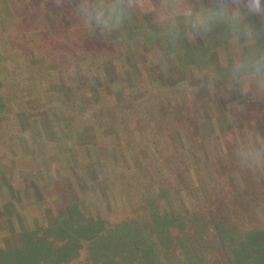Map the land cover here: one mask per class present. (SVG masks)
<instances>
[{
    "label": "rangeland",
    "instance_id": "1",
    "mask_svg": "<svg viewBox=\"0 0 264 264\" xmlns=\"http://www.w3.org/2000/svg\"><path fill=\"white\" fill-rule=\"evenodd\" d=\"M69 3L0 0V264H122V256L138 264L130 248L118 255L109 244L129 238L137 248L155 223L167 225L162 250L176 255L169 264L186 258L193 234L224 264L227 255L230 264L264 262V163L245 167L236 156L246 128L264 147V98L242 93L221 72L240 51L208 46L227 48L218 28L208 42L182 41L179 63L163 68L118 46L116 34L88 35ZM246 22L261 30L256 46L264 47V21ZM138 24L154 27L152 15L133 17L130 38ZM113 108L123 114L121 139L94 138L91 126L104 112L109 122ZM103 126L102 136L115 133L114 124ZM85 174L101 187L79 182ZM91 217L103 222L83 233L97 235L89 245L77 227ZM134 219L141 232L124 227ZM106 228L112 232L101 236ZM69 238L78 250L49 256L28 245L37 239L57 249ZM207 253L193 263L214 261Z\"/></svg>",
    "mask_w": 264,
    "mask_h": 264
},
{
    "label": "clouds",
    "instance_id": "2",
    "mask_svg": "<svg viewBox=\"0 0 264 264\" xmlns=\"http://www.w3.org/2000/svg\"><path fill=\"white\" fill-rule=\"evenodd\" d=\"M69 7L88 35L107 38L116 34L118 46L146 52L154 64L163 68L179 63L184 53L182 41L208 42L214 30L222 28L227 48L212 42L208 46L241 53L221 70L223 79L239 85L242 93L264 98V47L256 46L261 30L246 22L250 17L264 21V0H158L147 5L140 0H70ZM145 13L152 15L154 27L138 24L130 38L127 26L134 16ZM256 141L254 130L238 131L236 156L242 166L264 163V147L257 146Z\"/></svg>",
    "mask_w": 264,
    "mask_h": 264
},
{
    "label": "trees",
    "instance_id": "3",
    "mask_svg": "<svg viewBox=\"0 0 264 264\" xmlns=\"http://www.w3.org/2000/svg\"><path fill=\"white\" fill-rule=\"evenodd\" d=\"M121 115H120V114ZM104 114H105V112H104ZM104 114H103V118H101V121L98 123V122H95L94 124H93V126H91L92 128H93V135H94V138H97V137H101L102 139L104 138V139H107L108 137H109V135H110V138L112 139V141H113V137H119L120 139H121V136H120V133L118 132V130H119V128H120V126H119V124L118 123H121L120 121H121V119L123 118L122 116H123V114L119 111V109H112L111 111H110V121L108 122L107 120H106V118H105V116H104ZM81 117L82 118H84L85 116H84V113H82L81 114ZM103 124H105V125H111V126H113V124H114V127H115V133L114 134H108V135H105V136H102V132H103V130L105 129V127L103 126ZM98 125H100V126H98ZM68 125L67 124H64V127H65V129L67 128H69V127H67ZM69 130V134H71L72 135V131L70 130V129H68ZM120 139H118V141H117V143L120 145V147H121V144H122V142H121V140ZM114 142V141H113ZM89 145V150H93V148H94V146L90 143V144H88ZM122 148V147H121ZM87 166H89V167H91V165H87ZM85 176H86V180L84 181V179L85 178H83V177H79V182H87V181H89V180H91L92 179V182L98 187V188H100L101 187V185H102V182L98 179V177L97 176H89V175H87V174H85ZM78 181V180H77ZM150 183V182H149ZM78 185L79 186H81L79 183H78ZM82 187V186H81ZM72 192V194H74V195H71V194H69L68 193V195H69V197H71V198H73V199H78L77 197H76V194H75V192H74V190H72L71 191ZM103 192L101 191V194H102ZM85 202V201H84ZM87 205V204H86ZM99 220V221H98ZM97 221L94 219V217H91V218H89V219H87V220H85V223H79L78 224V227H77V229H79V231L82 233V237H84L83 238V242L85 241V240H87L88 242H89V245L90 244H94L95 242H97V235L94 233V234H89L88 236L86 235V234H83L87 229H92V227L94 226V225H96V224H98L97 222H100L101 220L100 219H98ZM130 221H132V220H130ZM141 221L142 220H137V219H134L133 221H132V223L131 224H126V226H124L125 228H127V227H130V226H132V227H134V228H140L141 227V225H139L140 223H141ZM101 222H103V221H101ZM138 225H139V227H138ZM159 226V225H158ZM56 227V226H55ZM152 228V227H151ZM153 229V228H152ZM154 230H155V233H154V231H153V234L151 233L150 235H147V236H145L144 234H143V236L145 237V241H142V244H138V246H137V244H136V247L137 248H135V247H132V243H127V242H124V241H126V240H131V239H129V238H124L123 239V241L122 240H120L119 238H117V237H115L114 238V240L112 241V243H111V246H110V244H109V248H111V249H114V250H116V253H118V255H121L120 253H121V250L125 247V248H130L128 251H130V252H133V257L134 256H137L138 255V258L137 259H134V260H136V262H138V264H140V263H142V262H140L141 261V259H142V257L143 256H145L146 258H153V259H155V262H154V264H169L170 263V261H171V258H175L176 257V255H175V253H173V252H170L169 250H165V251H163L162 249H163V244H164V242L165 241H167V235H168V229H167V225H162L161 227H156V223H155V228H154ZM139 231H140V229H139ZM217 231V230H216ZM110 232H112V231H109V229L108 228H106V229H103V231H101V236H104V237H106V234H108V233H110ZM141 232V231H140ZM218 232V231H217ZM128 232L126 231V232H123V235L126 237V236H129V234H127ZM99 234V233H98ZM89 238V239H88ZM92 238V239H91ZM85 239V240H84ZM70 241V242H69ZM69 241H67V242H65L61 247H58L57 249H55V248H53L52 247V245L50 244V242H48V241H46V243L44 244L45 245V247H43V246H41V247H39V244H38V242H37V239H35L34 241H28L29 242V248H31V249H35L36 251H38V249L39 248H42L43 250H45L46 252H47V254L49 255V256H52V255H54V254H56V252L60 249V248H63V247H66V249L67 250H72V251H74L75 249H79V245L78 246H76V245H74V243L72 242L73 241V239H70L69 238ZM162 242V243H161ZM201 241H200V237L199 236H196V234H193L192 235V237H190V239H189V241H187V246L186 247H183L184 249H185V252L187 253V255H189V257H192L193 259L191 260V263L188 261V258H187V255L185 254V256H186V258H182V257H184V254L183 253H181L180 255H179V261H177L175 264H194L193 262H196L197 261V258H198V255H200L199 253H201V254H203V256L205 255V253H207V252H209V254H210V257L212 258V259H214V261H211L209 264H224L223 262H221V258L220 257H218V252L217 251H215V246H213V248H212V251H209V250H211L210 248H208V249H206L207 248V243H206V241L205 242H202V243H200ZM107 243H108V241H107ZM73 245H74V247H73ZM163 246V247H162ZM202 247H204V250L206 249L207 251H203L202 250ZM224 249L226 248V246H222ZM75 248V249H74ZM200 248H201V250H200ZM27 249H28V246H27ZM222 249V248H221ZM2 250V249H1ZM250 250H251V248L250 249H248V248H246L245 247V249H244V251L246 252V258H251V252H250ZM123 252V251H122ZM142 255H140L139 253ZM262 252H264V248H263V250H261V253ZM145 254V255H144ZM208 254V253H207ZM229 254H230V251H229ZM76 255H78V253H76ZM231 255V254H230ZM123 258L121 259L122 260V264H124V261H125V258H124V256H122ZM245 257V256H244ZM178 258V257H177ZM45 259H49V258H45ZM227 259H228V262H229V264H230V261H229V256L227 255ZM126 262V261H125ZM61 263H63V262H60V264ZM118 263V262H117ZM116 263V264H117ZM174 264V263H173ZM259 264H264V262H261V263H259Z\"/></svg>",
    "mask_w": 264,
    "mask_h": 264
}]
</instances>
